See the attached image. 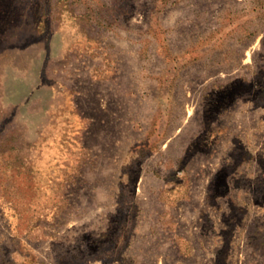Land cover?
<instances>
[{"label": "rangeland", "instance_id": "obj_1", "mask_svg": "<svg viewBox=\"0 0 264 264\" xmlns=\"http://www.w3.org/2000/svg\"><path fill=\"white\" fill-rule=\"evenodd\" d=\"M0 264H264V0H0Z\"/></svg>", "mask_w": 264, "mask_h": 264}]
</instances>
